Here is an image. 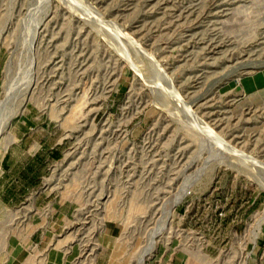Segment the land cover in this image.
<instances>
[{
	"label": "rangeland",
	"instance_id": "1",
	"mask_svg": "<svg viewBox=\"0 0 264 264\" xmlns=\"http://www.w3.org/2000/svg\"><path fill=\"white\" fill-rule=\"evenodd\" d=\"M7 93L0 264H137L158 230L146 264L175 239L203 264H245L256 234L264 264V0H0Z\"/></svg>",
	"mask_w": 264,
	"mask_h": 264
},
{
	"label": "crops",
	"instance_id": "2",
	"mask_svg": "<svg viewBox=\"0 0 264 264\" xmlns=\"http://www.w3.org/2000/svg\"><path fill=\"white\" fill-rule=\"evenodd\" d=\"M37 143H30L28 150H33L37 147ZM41 146V145H39ZM28 148V145L25 147ZM38 150V149H36ZM27 159L23 161L25 163ZM11 133L8 134V142H5V150L0 156V199L5 198L6 195L11 198ZM24 163V165H26ZM13 165V164H12ZM2 188V192H1ZM7 193V194H6ZM2 210H0L1 214ZM188 211L186 209L177 208L176 209V219L179 221L178 223H182L184 219L187 217ZM10 221L6 223L0 224V229L4 230L5 232L11 231V224ZM15 231V230H14ZM28 234H24V236H33L31 230ZM9 234V232H8ZM10 235V234H9ZM8 235V237H9ZM13 237L17 236L16 233L12 234ZM208 238H206V242L202 243V251L207 252L209 256L217 257V247L220 243V240L211 237L207 234ZM242 247L247 251V255L245 257V264H250L253 261V255H251L250 251L255 252L256 244H251L250 240H244L241 242ZM240 245V244H239ZM165 249H160L158 253L153 257L150 264H203V259H200L199 251L198 254L196 251L192 250L194 244H192L188 240L183 239H175V240H168L167 244L163 245ZM120 259V258H118ZM122 259V258H121ZM117 260V259H116ZM114 260H112V264H114Z\"/></svg>",
	"mask_w": 264,
	"mask_h": 264
},
{
	"label": "bare ground",
	"instance_id": "3",
	"mask_svg": "<svg viewBox=\"0 0 264 264\" xmlns=\"http://www.w3.org/2000/svg\"><path fill=\"white\" fill-rule=\"evenodd\" d=\"M69 3H71V2H69ZM72 4V3H71ZM98 18H99V20H100V17L98 16ZM102 19V18H101ZM104 19V18H103ZM39 20V19H38ZM37 20V21H38ZM41 20V19H40ZM39 20V21H40ZM39 21H38V23H39ZM105 22H109V21H107V20H104ZM34 23H37V22H34ZM37 23V24H38ZM110 23V22H109ZM109 23H108V25H109ZM114 22H112V24H113ZM40 24H41V21H40ZM107 24V23H106ZM115 24V23H114ZM34 25H36V24H34ZM37 26H40V25H37ZM115 26H116V24H115ZM114 26V27H115ZM117 28H118V26H116ZM32 28V27H31ZM30 27H29V29L27 30L28 32H29V30L31 29ZM33 28H34V26H33ZM34 29H36V28H34ZM34 29H32V31L34 30ZM122 29V28H121ZM38 31V30H37ZM27 32V33H28ZM33 32H35V30L33 31ZM123 32V31H122ZM125 32H127V31H125ZM29 34V33H28ZM30 34H32V33H30ZM29 34V35H30ZM36 34H38V32L36 33ZM36 34H34L35 36H36ZM122 34V33H121ZM33 35V34H32ZM33 35V36H34ZM117 35V34H116ZM126 35H129V34H127L126 33ZM33 37V39L34 38H36V37H38V36H36V37ZM122 36V35H121ZM131 36V35H130ZM29 38H30V36H28ZM129 37V36H128ZM28 38V39H29ZM118 38V37H117ZM27 39V40H28ZM131 39H132V36H131ZM30 40H31V38H30ZM30 40H28V42L30 41ZM134 40H135V38H134ZM32 42H34V40H31ZM30 41V42H31ZM27 42V43H28ZM133 42V41H132ZM139 42V41H138ZM37 44V43H36ZM134 44H136V42L134 43ZM28 45V44H27ZM32 45H34V43L32 44ZM136 46H138V45H136ZM28 47L29 48H31L29 45H28ZM140 48V47H139ZM33 50H34V48H32ZM31 49V50H32ZM122 49V48H121ZM141 49V48H140ZM29 50V52H30V49H28ZM119 51H120V49H119ZM34 52V51H33ZM32 52V53H33ZM124 53H125V50L123 51ZM124 55H126V53L124 54ZM154 56V55H153ZM148 57V56H147ZM32 58H34V57H32ZM152 59V58H151ZM153 59H156V58H153ZM33 61L35 60V58L34 59H32ZM131 60V59H130ZM154 61V60H153ZM133 62V61H132ZM156 62H158L157 61V59H156V61H155V63ZM154 63V62H153ZM154 63V64H155ZM157 64H155V67H157L156 66ZM159 66H160V64H158ZM162 65V64H161ZM159 66L157 67V68H159ZM163 67V66H162ZM163 69V68H162ZM164 69H165V67H164ZM159 70H161V69H158V72H159ZM157 71V70H156ZM162 72L163 73H166V72H164V70H162ZM161 73V72H160ZM162 73V74H163ZM161 74V75H162ZM165 75V74H164ZM164 75H162L163 77H164ZM168 75V74H167ZM29 76H31V75H29ZM162 76H161V79H162ZM169 76V75H168ZM30 79H31V77H29ZM166 78V77H165ZM170 77H168V78H166L167 80L169 79ZM166 79L164 80V83L166 82ZM160 81V80H159ZM169 81H167V86H168V84L170 85V83H168ZM174 82V81H173ZM172 82V83H173ZM171 83V84H172ZM166 84V83H165ZM163 85V84H162ZM161 86V85H160ZM173 86V85H172ZM172 86H171V90H172ZM10 87H13V86H11V84H10ZM174 87V86H173ZM9 88V87H8ZM7 88V89H8ZM163 88H164V86H163ZM165 88H167V87H165ZM164 88V89H165ZM170 87H168V89H169ZM168 89H167V92H169L168 91ZM174 89V88H173ZM9 90H11V89H9ZM177 90V89H176ZM8 91V90H7ZM12 91H13V88H12V90L10 91L11 93H12ZM166 91V90H165ZM9 92V91H8ZM165 93V92H164ZM170 93V92H169ZM169 93H168V95H169ZM172 93V92H171ZM175 93H177L176 95H178V92H175ZM175 93H173L174 95L173 96H175ZM8 95H7V100L5 101V103L3 104V103H1L0 102V108H1V110L0 111H2V108H5V106L7 107V105H5V104H8L7 103V101H9L10 99H12L13 98V96H11V98H10V95H12V94H10V93H7ZM10 94V95H9ZM180 94V93H179ZM167 95V94H166ZM171 95V94H170ZM180 96V95H179ZM182 97V96H181ZM180 98V97H179ZM183 98V97H182ZM172 99V98H171ZM173 99H174V97H173ZM177 99V98H176ZM181 99V98H180ZM183 100V99H182ZM0 101H2V99L0 100ZM12 101V100H11ZM11 101L9 102V105H10V103H11ZM3 102V101H2ZM183 102V101H182ZM179 103H181L180 101H179ZM181 104H184V103H181ZM12 105V104H11ZM191 105V104H190ZM11 106H9V108H10ZM19 107V106H18ZM190 107V106H189ZM7 109V108H6ZM5 109V110H6ZM14 109H16V108H14ZM187 109V108H186ZM185 109V110H186ZM3 111L4 113H2L1 112V114H0V156L2 155V153L4 152V150H5V144H2V136H3V134H4V130L6 129V127H7V125L9 124V122H10V120H11V118H12V116L13 115H15V113L13 112V113H11V109H7L6 111ZM13 110V109H12ZM17 110V109H16ZM182 110H183V108H182ZM8 111V112H7ZM16 112V111H15ZM17 112H18V110H17ZM20 112V111H19ZM177 113V112H176ZM183 113V112H182ZM178 114V113H177ZM187 115V114H186ZM191 116V115H190ZM188 117V116H187ZM14 118V117H13ZM184 118V117H183ZM191 118V117H190ZM192 118H193V115H192ZM191 118V119H192ZM195 119L197 118V115H196V117H194ZM199 119H200V117H199ZM181 120V119H180ZM192 120H194V119H192ZM197 120V119H196ZM195 120V121H196ZM200 120H202V119H200ZM12 121V120H11ZM185 121H186V119H185ZM205 121V120H204ZM184 122V121H183ZM190 123H192L191 121H189ZM202 122V121H201ZM187 123H188V121H187ZM186 123V124H187ZM193 123H194V121H193ZM206 123V122H205ZM204 123V124H205ZM208 123V122H207ZM195 124V123H194ZM189 125H191V124H189ZM197 125V124H196ZM198 125H200V123L198 124ZM198 125L196 126L197 127V129H202V128H200V126H199V128H198ZM210 125V124H209ZM207 125L205 124V127H206ZM202 127H204L203 125H202ZM205 129V128H204ZM201 131V130H200ZM203 131H206V133L205 134H208L210 137H213L214 139H216L217 140V143L220 145V147L223 149L224 147H226V142L227 141H225L224 142V139L222 138V136L220 137L219 135H218V133H217V131L215 130V129H213V127L211 128L210 126H209V128L207 127L205 130H203ZM202 131V132H203ZM215 140V141H216ZM207 142V141H206ZM228 145V144H227ZM229 147H230V144L228 145ZM227 146V147H228ZM231 148H233V145H231ZM228 149H230V148H228ZM227 149V150H228ZM234 149V148H233ZM236 149V148H235ZM224 150V149H223ZM222 150V151H223ZM226 151V150H225ZM229 151H232V150H229ZM240 151V150H239ZM239 151L238 152H236L237 154H239ZM235 151H233V154H236V153H234ZM242 153H244V152H242ZM241 154V153H240ZM248 155V154H247ZM239 157H241V155H239ZM244 157V156H243ZM250 157H251V155H250ZM249 156L247 157H245V159L247 160L248 158H250ZM243 159V158H242ZM244 159V160H245ZM255 159V158H254ZM249 160V159H248ZM251 160H253V159H251ZM251 160H250V162H251ZM257 161V160H256ZM249 162V161H248ZM262 162V161H261ZM251 163H253V162H251ZM254 163H256L257 164V162H254ZM261 164V163H260ZM254 165V164H253ZM252 166V165H251ZM260 171V170H259ZM199 179V178H198ZM192 185V183H190L189 185H187V186H185V187H183V190L181 191L182 193H180V194H178L177 195V197L175 198V201H174V203H171V205H170V207H169V209H168V211H167V213L169 214V216H171L172 215V213H173V210H174V206H175V204L177 203V202H180V201H182V199L184 198V195H186L188 192H189V188H190V186ZM263 220H264V217H263ZM165 224H167L166 222H165ZM161 229L163 228V227H160ZM161 232L162 231H160V230H158L157 232H155L151 237H150V239H149V241H148V243L141 249V250H139L140 252H139V255H138V257H137V264H146V259H147V257H148V255L155 249V247L157 246V243H158V239H159V235L161 234ZM254 242H255V244L257 245V243H258V240H259V234H256L255 235V238H254Z\"/></svg>",
	"mask_w": 264,
	"mask_h": 264
}]
</instances>
